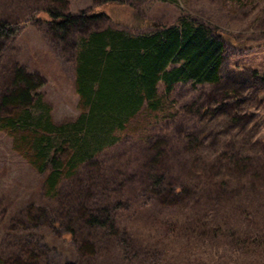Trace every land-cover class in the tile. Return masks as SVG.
<instances>
[{"label": "rangeland", "instance_id": "1", "mask_svg": "<svg viewBox=\"0 0 264 264\" xmlns=\"http://www.w3.org/2000/svg\"><path fill=\"white\" fill-rule=\"evenodd\" d=\"M55 9L75 16L103 12L110 19L90 22L89 29L111 25L129 34L151 33L189 15L226 36L219 84L176 86L169 99L175 118L152 125L149 142L130 146L134 139L125 138L104 157L113 170L131 172L150 147L167 143L165 167L182 166L179 175L186 183L176 200L144 209L131 221L135 243L160 251L172 264H264V0H0V20L19 27L15 36L0 41V83L15 66L35 73L54 120L64 122L80 113L74 61L80 26L69 28L63 38L53 35L41 18ZM221 99L224 105H216ZM210 106L217 111L205 112ZM236 159L242 160L243 172L234 167ZM94 174L88 170L83 176ZM41 182L14 150L13 139L0 132V255L5 264L76 259L72 244L49 227L52 215L41 217L40 235L29 241L10 225L29 207L49 203ZM253 235L257 238L251 241ZM104 253H113L110 243Z\"/></svg>", "mask_w": 264, "mask_h": 264}, {"label": "trees", "instance_id": "2", "mask_svg": "<svg viewBox=\"0 0 264 264\" xmlns=\"http://www.w3.org/2000/svg\"><path fill=\"white\" fill-rule=\"evenodd\" d=\"M103 17L110 19L103 12L84 11L75 16L55 9L41 18L53 35L62 38L69 28L80 26L74 59L80 113L74 119L54 120L52 105L40 92L44 83L22 66H15L0 83V132L13 139L14 150L41 177V190L49 201L19 213L10 225L27 234L29 241L40 235L41 217L52 215L49 227L58 228L76 251V259L63 264H172L160 251L135 243L137 233L131 232L130 223L142 210L176 200L186 183L179 175L182 166L165 167L167 143L150 147L131 172L113 170L104 156L125 138L134 139L130 146L149 142L154 137L148 135L152 125L158 128L175 118L169 99L176 86L219 84L226 36L189 15H180L173 25L147 34H129L111 25L89 29L90 22ZM18 30L0 20V41L12 38ZM229 96L235 98L234 93ZM223 101L215 104L223 106ZM237 110L230 109L234 115ZM232 163L237 172L245 170L242 160ZM88 170L95 174L86 178ZM206 179H201L203 184ZM253 237L251 241L257 235ZM107 243L113 253L103 256L101 250ZM0 264H5L1 255Z\"/></svg>", "mask_w": 264, "mask_h": 264}]
</instances>
